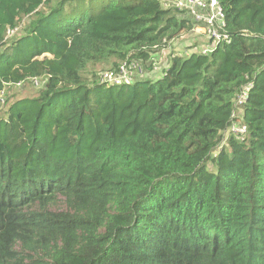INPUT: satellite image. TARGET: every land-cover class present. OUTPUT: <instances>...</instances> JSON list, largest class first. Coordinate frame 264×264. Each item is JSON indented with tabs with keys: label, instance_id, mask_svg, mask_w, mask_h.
<instances>
[{
	"label": "trees",
	"instance_id": "1",
	"mask_svg": "<svg viewBox=\"0 0 264 264\" xmlns=\"http://www.w3.org/2000/svg\"><path fill=\"white\" fill-rule=\"evenodd\" d=\"M219 2L230 43L115 91L95 66L199 24L161 0H0V93L45 81L0 118V264H264V0Z\"/></svg>",
	"mask_w": 264,
	"mask_h": 264
},
{
	"label": "built area",
	"instance_id": "2",
	"mask_svg": "<svg viewBox=\"0 0 264 264\" xmlns=\"http://www.w3.org/2000/svg\"><path fill=\"white\" fill-rule=\"evenodd\" d=\"M164 8H171L181 12H186L193 21L199 24L190 32H199L206 34L211 43L203 45V50L189 49L184 53L178 50L181 36L172 39L164 38L162 45H156L154 51L150 52L147 58H126L121 60L117 66H111L108 69L99 72V82L105 86L131 85L135 82L149 78L159 79L163 77L172 64L173 53L178 56L190 55L193 53L209 54L219 43H230L231 34L227 29L226 12L219 0H161ZM18 26L8 27L6 30V39L19 33ZM29 83L36 87H41L44 80L38 77L28 78ZM15 84L22 87L25 80ZM253 83L250 82L244 86L234 99V105L231 114V123L225 131V141L232 135L237 139H244L248 132V127L244 122V103L249 99V93ZM5 90V88H4ZM4 90L0 93L2 98Z\"/></svg>",
	"mask_w": 264,
	"mask_h": 264
},
{
	"label": "rangeland",
	"instance_id": "3",
	"mask_svg": "<svg viewBox=\"0 0 264 264\" xmlns=\"http://www.w3.org/2000/svg\"><path fill=\"white\" fill-rule=\"evenodd\" d=\"M180 14L181 16L190 17L186 12H182ZM26 22L27 23L29 22L28 17H25L23 19V22L21 21V24L18 25L20 30H19V33L15 36V38H21L24 36L25 34L24 24L26 25ZM12 40H10L9 42H11ZM23 43L24 42H22L21 45ZM210 43H211V39L206 34L194 31V32L184 33L181 36L179 46L181 49H183V51L194 49V50H197V52H199L200 50H203V47H202L203 45H208ZM3 49L4 48L0 49V53L2 52ZM111 62L114 63L116 62V60L112 59ZM111 66L112 64H108V63L100 64V65L95 66L94 70H97L100 72L102 70L110 68ZM149 79L156 80L152 78H149ZM29 82H30L29 80H25V85H27V83L29 84ZM44 86H45V82L43 86L41 87H36L33 85H27V86H22V87L16 86L15 84L8 85L3 92L2 98H0V118H8V113L10 112V110L15 111V109L12 108V106L16 102L21 101V100L33 99L34 97L39 95V92L41 91V89L44 88ZM130 87L131 89L133 88V86L131 85ZM121 88H122L121 86H115V91H119ZM69 99H70V96H66L63 100L67 101ZM52 209L56 211L67 210L65 199L59 198L58 201L52 206Z\"/></svg>",
	"mask_w": 264,
	"mask_h": 264
},
{
	"label": "crops",
	"instance_id": "4",
	"mask_svg": "<svg viewBox=\"0 0 264 264\" xmlns=\"http://www.w3.org/2000/svg\"><path fill=\"white\" fill-rule=\"evenodd\" d=\"M178 50L182 51L183 53L185 52V51H183V49L180 48V46H178ZM29 85H31V84H29Z\"/></svg>",
	"mask_w": 264,
	"mask_h": 264
}]
</instances>
